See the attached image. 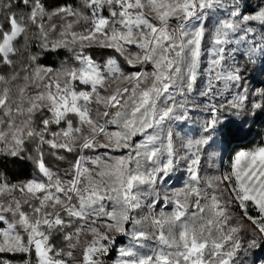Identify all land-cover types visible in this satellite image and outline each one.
Listing matches in <instances>:
<instances>
[{
  "label": "snow or ice",
  "instance_id": "obj_1",
  "mask_svg": "<svg viewBox=\"0 0 264 264\" xmlns=\"http://www.w3.org/2000/svg\"><path fill=\"white\" fill-rule=\"evenodd\" d=\"M253 3L0 0V157L35 169L16 183L0 173V253L20 264H109L113 249L112 264H246L264 244V144L219 171L212 138L225 113L264 108L245 78L264 60V0ZM61 51L58 67L42 63ZM46 148L67 166L50 167Z\"/></svg>",
  "mask_w": 264,
  "mask_h": 264
},
{
  "label": "rangeland",
  "instance_id": "obj_2",
  "mask_svg": "<svg viewBox=\"0 0 264 264\" xmlns=\"http://www.w3.org/2000/svg\"><path fill=\"white\" fill-rule=\"evenodd\" d=\"M251 7L253 9L255 8V0ZM125 68L127 69L126 65ZM245 78L253 93L264 91V60L258 61L255 65L248 66ZM256 100L257 102H261L260 97H256ZM181 128H187V130L193 134L199 133V129L194 125H181ZM241 136L247 137L246 143L237 142V139ZM248 144L253 145V148L264 144V108L255 111L253 114L244 115L240 118L228 113L224 114L222 117V123L216 129L212 138V145L217 148L219 153L217 161L219 171H226L228 169L232 157L237 152L251 150L246 147ZM209 171L211 172L214 170ZM32 176L29 179H31ZM185 178L186 173L184 172V169L175 172L167 182L168 189L173 190L179 188L182 186ZM171 207L172 205L169 204L164 210L169 211ZM159 210L160 206L158 205L156 211L158 212ZM234 211L239 215L238 209H234ZM244 223L247 224L248 222L245 221ZM123 243H125V240L121 237L117 247ZM3 259L11 260L13 264H20L22 257L20 255L0 253V260ZM109 259V264H112V260L116 259L115 249H113ZM245 261L246 264H260L261 261H264V244H261L259 248L252 250L249 255L245 257Z\"/></svg>",
  "mask_w": 264,
  "mask_h": 264
},
{
  "label": "trees",
  "instance_id": "obj_3",
  "mask_svg": "<svg viewBox=\"0 0 264 264\" xmlns=\"http://www.w3.org/2000/svg\"><path fill=\"white\" fill-rule=\"evenodd\" d=\"M45 2L49 7H55L64 3L76 4L77 6L79 5V0H45ZM96 51L98 50H93L94 58L98 62H102L103 58L100 56H96ZM67 55L68 54L64 53L63 51L58 53L44 54V56L42 57V63H45L51 67H58L60 63L67 58ZM0 74L4 73L0 71ZM237 142L246 143L247 137L241 136L237 139ZM246 147L252 149L254 146L248 144ZM61 154L68 156L69 159L72 158V154L63 152ZM45 159L48 162L49 166L54 169L67 166L66 161H58L54 156L50 154V151L47 150V148L45 150ZM34 171V165L30 160L21 159L20 157H0V173H2L9 181L13 183L28 180L33 175Z\"/></svg>",
  "mask_w": 264,
  "mask_h": 264
}]
</instances>
